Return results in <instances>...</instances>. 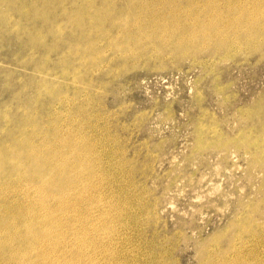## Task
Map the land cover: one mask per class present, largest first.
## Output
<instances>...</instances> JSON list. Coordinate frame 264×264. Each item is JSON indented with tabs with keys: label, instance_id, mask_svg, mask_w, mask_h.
<instances>
[{
	"label": "rangeland",
	"instance_id": "374dc122",
	"mask_svg": "<svg viewBox=\"0 0 264 264\" xmlns=\"http://www.w3.org/2000/svg\"><path fill=\"white\" fill-rule=\"evenodd\" d=\"M107 1L0 0V228L8 211L41 202L14 160L29 151L36 169L53 149L85 177L54 172L73 189L65 215L78 218L76 235L50 241L55 264H264V0H136L150 22L128 37L99 21ZM239 7L247 26L236 35L225 25ZM215 17L219 51L199 31H215Z\"/></svg>",
	"mask_w": 264,
	"mask_h": 264
},
{
	"label": "bare ground",
	"instance_id": "6f19581e",
	"mask_svg": "<svg viewBox=\"0 0 264 264\" xmlns=\"http://www.w3.org/2000/svg\"><path fill=\"white\" fill-rule=\"evenodd\" d=\"M125 2L123 3V5H122V7H119L117 4H116V2H113V1H111V0H109V1H107L104 5H99V7H98V9H97V13H98V15H99V21L100 22H103V21H105V23H107V25H109V27L108 28H115L116 29V31L117 30H119V32H120V37H128L127 35H129L130 33H132L131 31H134V30H136L137 31V33L138 32H140V31H142V30H146V28L148 27V25H149V22H150V16H149V13L148 12H146V11H143L142 10V12H141V14L139 13V10L137 9V8H140L141 9V6H142V4L143 3H140L139 1H136V0H124ZM176 1V0H175ZM175 1H172V0H169V2H175ZM189 0H184L183 2H180L179 1V3L177 2V4L179 5V7L181 6V5H183V7H184V4L185 3H189L188 2ZM208 1V0H207ZM231 1V0H230ZM229 1V2H230ZM234 1V0H233ZM260 1V0H259ZM36 2H37V0H36ZM46 2V1H45ZM44 2V3H45ZM102 2V1H101ZM169 2H166V1H164L163 3L168 7V4H169ZM30 3H32V5H33V2H30ZM38 3V2H37ZM48 4H50V3H48ZM237 4V3H236ZM24 5V4H23ZM22 5V6H23ZM31 5V4H30ZM36 5V4H35ZM170 5V4H169ZM25 6H27V5H25ZM44 6V5H43ZM237 6H238V4H237ZM236 6V7H237ZM240 6V5H239ZM244 6V5H243ZM54 7V6H53ZM52 7V8H53ZM186 7V6H185ZM240 7H242V6H240ZM240 7L239 8H235L234 10V12H233V14H235V17H234V19L232 20L231 19V22L229 23V22H227L226 23V25L225 26H229V30H225V31H230L231 33H235L236 35L237 34H239V30H241L242 29V26H241V24L242 23H244V25H246L245 24V22H243V20H242V17L241 16H243L242 15V12L244 11V8H243V11L240 9ZM22 8V7H21ZM44 8V7H43ZM114 8H117V10H118V12H111V10H113ZM169 8V7H168ZM232 8H234V7H232ZM24 9V8H23ZM44 9H46V8H44ZM136 9L138 10V11H136ZM183 9V8H182ZM208 9V8H207ZM238 9H240L239 10V12H236V10H238ZM37 10V9H36ZM52 10V9H51ZM116 10V11H117ZM179 10H181V9H179ZM179 10H178V12H175L176 14L177 13H179ZM227 10V9H226ZM23 11V10H22ZM44 11V10H43ZM126 11H128V12H126ZM221 11V10H220ZM25 12V11H24ZM45 12V11H44ZM57 12V11H56ZM62 12V11H61ZM125 13V16H124V19H123V21H121V22H119V18L117 17V15L118 14H120V13ZM181 12V11H180ZM199 12V11H198ZM204 12V11H203ZM230 12V11H229ZM173 13V12H172ZM183 13H184V11H183ZM182 13V14H183ZM186 13H189V12H186ZM197 13V12H196ZM195 13V14H196ZM226 13V12H225ZM230 13H232V12H230ZM20 14V13H19ZM27 14V13H26ZM42 14V13H41ZM61 14V13H60ZM185 14V13H184ZM205 14H206V11H205ZM216 14V13H215ZM237 14V15H236ZM256 14V13H255ZM21 15V14H20ZM22 15H23V13H22ZM186 15V14H185ZM192 15V14H191ZM196 15H198V14H196ZM218 16H219V14H217ZM226 15V14H225ZM247 15V14H246ZM259 15V14H258ZM262 15H263V12H262ZM27 16V15H26ZM29 16V15H28ZM37 16V15H36ZM41 16V15H40ZM214 16V15H213ZM222 16V15H221ZM257 16V15H256ZM35 17V16H34ZM186 17V16H185ZM204 17V16H203ZM228 17H230L231 18V16L230 15H228ZM241 17V18H240ZM253 17H254V15H253ZM40 18V17H39ZM38 18V19H39ZM43 18H45V17H43ZM51 18V17H50ZM140 18H142V21H140L139 19ZM188 18V17H187ZM202 18V17H201ZM205 18V17H204ZM207 18V17H206ZM227 18V17H226ZM247 18H248V16H247ZM256 18H259V17H256ZM255 18V19H256ZM262 18V17H261ZM11 19V18H10ZM47 19V18H46ZM194 19V18H193ZM203 19V18H202ZM186 20V19H185ZM189 20V19H188ZM187 20V21H188ZM192 20V19H191ZM209 20V19H208ZM213 20V23H214V25H215V27H216V30L215 31H213V30H204V28H203V26L201 27V29L199 30L200 31V33H201V37L204 39V41H210V40H212L214 37L216 38V37H218V38H220V40H219V42H217V43H214L215 45L214 46H218V47H214L216 50H218V49H220V48H224L223 46H228L227 45V40H226V44H225V42H224V39H225V33H222L221 32V30H218V28L219 27H217V26H219L218 25V21H220L221 20V17H215V19H212ZM227 20V19H226ZM245 20V19H244ZM46 21V20H45ZM55 21H57V20H55ZM263 21V20H262ZM208 22H211V19L208 21ZM222 22V21H221ZM56 23V22H55ZM162 23V22H161ZM175 23V22H174ZM189 23V22H188ZM202 23V22H201ZM261 23V22H260ZM263 23V22H262ZM170 24V23H169ZM168 24V25H169ZM220 24V23H219ZM248 24H250V23H248ZM172 24H170V26H171ZM203 25V24H202ZM223 25V24H222ZM259 25V24H258ZM16 26V25H15ZM14 26V27H15ZM166 26V25H165ZM200 26V23L198 22L197 23V27H198V29L200 28L199 27ZM225 26H223V28L225 27ZM247 26V25H246ZM260 26V25H259ZM8 27V26H7ZM172 27V26H171ZM170 27V28H171ZM174 27H175V24H174ZM173 27V28H174ZM258 27V26H257ZM169 28V29H170ZM181 28V27H180ZM247 28V27H246ZM260 28V27H259ZM254 29H257V28H254ZM11 30V29H10ZM13 30V29H12ZM15 30V29H14ZM109 30V29H108ZM108 30H106V31H108ZM159 31L161 30V33H162V29H158ZM181 30V29H180ZM38 31V30H37ZM105 31V32H106ZM147 31V30H146ZM170 31H171V29H170ZM255 31V30H254ZM254 31H252L253 33H254ZM110 32V31H109ZM118 32V31H117ZM172 32V31H171ZM170 32V33H171ZM174 32V31H173ZM193 32V31H192ZM212 32L214 33V35H216V36H214L212 39L210 38V37H207V36H205L206 34H212ZM250 32V31H249ZM256 32V34H257V30L255 31ZM260 32V31H259ZM262 32H264V31H262ZM30 33V32H29ZM111 33V32H110ZM144 33V32H143ZM158 33H160V32H158ZM227 33V32H226ZM245 33H246V31H245ZM37 34V33H36ZM38 34H40V33H38ZM37 34V35H38ZM136 34V33H135ZM139 34H141V33H139ZM174 34H175V32H174ZM190 34V33H189ZM192 34V33H191ZM244 34V33H243ZM255 34V33H254ZM262 34V33H261ZM111 35V34H110ZM138 35V34H137ZM161 35V34H160ZM165 35V34H164ZM227 35V34H226ZM236 35H233V36H235L236 37ZM35 36V35H34ZM34 36H32V37H34ZM39 36V35H38ZM37 36V37H38ZM156 36V35H155ZM187 36H188V34H187ZM210 36V35H209ZM232 36V35H231ZM232 36V37H233ZM246 36V35H245ZM249 36V35H248ZM247 36V37H248ZM252 36H254L253 34H252ZM261 36V35H260ZM36 37V36H35ZM42 37H43V35H42ZM108 37H109V35H108ZM112 37V36H111ZM116 37V36H115ZM171 37V36H170ZM238 37H243V36H238ZM253 38V37H252ZM263 38V37H262ZM37 39V38H36ZM155 39V38H154ZM232 39V38H231ZM230 39V40H231ZM237 39V38H236ZM160 40V39H159ZM249 40V39H248ZM261 40V39H260ZM213 41V40H212ZM121 42V41H120ZM229 42V41H228ZM243 42V41H242ZM257 42H258V40H257ZM260 42V41H259ZM263 41H261V43H262ZM118 43V42H117ZM231 43V42H230ZM243 43H245V42H243ZM264 43V42H263ZM120 44H122V45H120V46H122V47H128V45H132V43H130V42H127V43H120ZM139 44V43H138ZM257 44V43H256ZM255 44V45H256ZM201 45V44H200ZM232 45V44H231ZM245 45V44H244ZM264 45V44H263ZM257 46V45H256ZM132 47V46H131ZM233 47V46H232ZM186 48H188V47H186ZM227 48V47H226ZM239 48V47H238ZM252 49H253V47H251ZM262 48V47H261ZM124 49V48H123ZM189 50H190V48H188ZM209 49V48H208ZM242 49V48H241ZM248 49V48H247ZM122 50V49H121ZM184 50V49H183ZM236 50V49H235ZM256 50H257V48H256ZM188 51V50H187ZM219 51V50H218ZM240 52V51H239ZM249 52V51H248ZM255 52V51H254ZM122 53V52H121ZM181 53H183V51H181ZM187 53V52H186ZM240 53H242V52H240ZM239 53V54H240ZM250 53H252V52H250ZM218 54H219V52H218ZM181 55V54H180ZM183 55V54H182ZM186 55V54H185ZM194 55V54H193ZM236 56V55H235ZM186 57V56H185ZM130 59V58H129ZM130 60H132V59H130ZM195 60V59H194ZM211 61H212V59H210ZM126 61V60H125ZM197 61V60H196ZM221 61H223V60H221ZM127 62H128V60H127ZM214 62H215V60H214ZM125 65V64H124ZM127 65V64H126ZM125 65V66H126ZM195 65V64H194ZM123 66V65H122ZM122 69V68H121ZM67 70V69H66ZM61 74V73H60ZM54 75V74H53ZM61 75H63V74H61ZM72 75V74H71ZM57 76V75H56ZM65 76H66V74H65ZM68 76H70V75H68ZM74 76V75H73ZM51 77V76H50ZM55 77V76H54ZM61 77V76H60ZM67 77V76H66ZM78 77V76H77ZM76 77V78H77ZM48 78V77H47ZM56 78V77H55ZM73 78V77H72ZM53 79V78H52ZM61 79V78H60ZM65 79V78H64ZM54 81H56V80H54ZM55 84V83H54ZM89 97V96H88ZM56 123V122H55ZM54 124V123H53ZM52 124V125H53ZM67 123H65V125H66ZM50 125V124H49ZM55 125V124H54ZM70 128H71V126H70ZM65 131V130H64ZM66 131H67V129H66ZM65 131V132H66ZM55 149V148H54ZM55 150H61V149H55ZM52 151H53V149H52ZM49 151V154L51 155V156H46L47 158H43V155H41V154H39L38 153V156H41V157H37V156H35L37 159H38V163H39V167L38 168H32V167H30L31 166V162H29L28 163V161H29V158H31L32 156H33V154L32 153H30L29 151L28 152H25V153H23L22 154V156H21V159L19 160V159H17V160H14V162H13V167L14 168H16V169H27L28 170V172H27V174L28 175H30V178L32 179V180H30V182L32 183V184H30V185H33L32 187L35 189L34 191L36 192V193H38V195H40L41 196V199H39V200H41V202L39 203V204H37V205H32L31 204V206H29V209L22 215V216H20V215H18L17 217H16V213H11V211H8V213H10L9 215H8V217H9V219H7V220H3L2 221V223H1V226H3V227H1L0 228V241H2L1 242V247H0V253H1V256H2V259L4 260V261H1V262H5L4 264H55V259H52V257H51V255H50V253L52 252L51 250H53L54 249V247H55V245H51V247L49 248V243H50V241L52 242V239H53V237H58L60 240H61V237H63V235H65L66 236V233H68V230H70L69 229V227H71V231H69L70 233L69 234H75L76 235V230H74L73 228V226H72V223L74 222V221H78V218H76L75 216H70V215H65V202H67V201H69V199H70V197H72L71 195H72V193H73V189L71 188L70 190L66 187V186H64L63 184H59V183H57V181L54 179V172L56 171V170H58L59 168H61V170H65L66 172H67V176L69 177V178H76V179H79V178H81V177H84V175L82 176V173H79L78 174V178H77V175L75 176V170H74V168L70 165V163H67V164H64V166L63 165H61L62 164V162H64L66 159H67V157H64L63 156V160L62 161H59V159H57V158H55L54 156L55 155H58L59 156V154H55V153H57V152H59V151ZM62 156V155H61ZM9 159V158H8ZM10 160V159H9ZM5 165H6V163H5ZM8 166H10V167H12V163H8L7 164ZM114 166V165H113ZM106 171V170H105ZM104 171V172H105ZM22 172H21V170H17L16 171V174H18V175H20L23 179H24V181H28V180H26L25 179V176L24 175H22L21 174ZM81 174V175H80ZM106 175V174H105ZM12 177H14V176H12ZM85 178V177H84ZM16 179H17V177H16ZM8 180V179H7ZM14 180V179H13ZM13 180H11V181H13ZM15 181V180H14ZM45 181V183H47V185L45 186V184L43 183ZM2 182V181H1ZM3 183V182H2ZM4 183H6V182H4ZM11 183V182H10ZM9 183V184H10ZM21 183V182H20ZM8 184V185H9ZM13 184H14V182H13ZM18 184V183H17ZM1 185V184H0ZM26 185V184H25ZM13 186H15V185H13ZM24 186V185H23ZM8 187V186H7ZM6 187V188H7ZM16 187V186H15ZM30 187V186H29ZM2 188H3V186H2ZM9 188V187H8ZM17 188V187H16ZM22 188V186L20 187V189ZM24 189H25V187H23ZM134 188V187H133ZM10 189H11V187H10ZM76 190V189H75ZM144 190V189H143ZM6 191V190H5ZM4 191V192H5ZM21 191V190H20ZM26 191V190H25ZM8 192V191H7ZM6 192V193H7ZM10 192H12V191H10ZM9 192V193H10ZM16 192V191H15ZM17 193V192H16ZM24 193H26V192H24ZM28 193V192H27ZM74 193H76L75 191H74ZM19 194V193H18ZM1 195V194H0ZM26 195V194H25ZM76 195V194H75ZM39 196V197H40ZM25 197V196H24ZM52 197H56V199L54 200V203L53 204H51V206L49 205V207H47V204L45 203L46 201H47V199L49 198H52ZM22 198V197H21ZM26 198V197H25ZM37 199V198H36ZM78 200V199H77ZM102 200V199H101ZM45 201V202H44ZM53 201V200H52ZM73 201V200H72ZM49 202V201H48ZM70 203V202H69ZM74 203H75V201H74ZM50 204V203H49ZM67 205V204H66ZM69 205V204H68ZM75 205V204H74ZM74 205L73 204H71V206H73V208H74ZM77 205V204H76ZM102 205V204H101ZM104 206V205H103ZM144 206V205H143ZM11 207V206H10ZM77 207V206H76ZM126 208H127V206H125ZM32 208H34V210H33V213L34 214H37L38 216H37V218H35V217H33L32 215H31V209ZM102 208V207H101ZM134 208V207H133ZM7 209H9V208H7ZM40 209H42V213L43 214H40L41 212H39L40 211ZM39 210V211H38ZM70 210V209H69ZM95 210V209H94ZM136 210H138V208L136 209ZM135 210V211H136ZM144 210V209H143ZM4 211V210H3ZM101 211H102V209H101ZM104 211V210H103ZM146 211V210H145ZM70 212V211H69ZM68 212V213H69ZM72 212V211H71ZM75 212V211H74ZM96 212V211H95ZM99 212H100V210H99ZM107 212V211H106ZM133 212V211H132ZM94 213V212H93ZM98 213V212H97ZM134 213V212H133ZM151 213H152V211H151ZM156 213V212H155ZM71 214V213H70ZM88 214V213H87ZM96 214V213H95ZM2 215V214H1ZM5 215V214H4ZM64 215V216H63ZM101 215H102V213H101ZM105 215V214H104ZM143 215V214H142ZM141 215V216H142ZM145 215V214H144ZM154 215V214H153ZM94 216V215H93ZM96 216V215H95ZM106 216V215H105ZM110 216V215H109ZM152 216V215H151ZM15 217H16V220H15ZM103 217V216H102ZM92 218V217H91ZM106 218V217H105ZM115 218H117V217H115ZM148 218V217H147ZM152 218V217H151ZM109 219V218H108ZM139 219V218H138ZM140 219H144V217L143 218H140ZM155 219V218H154ZM73 220V221H72ZM82 220H83V218H82ZM111 220V219H110ZM146 220V219H145ZM109 221V220H108ZM112 221V220H111ZM136 221H137V219H136ZM149 221V220H148ZM156 221V220H155ZM154 221V222H155ZM159 222V221H158ZM78 223V222H77ZM142 223V222H141ZM140 223V224H141ZM147 223V222H146ZM157 223V222H156ZM12 224H18V227L16 228V230L17 229H21V227L22 226H24V229L22 230V232H21V235H19V236H16V234H14V231L13 232H10V228H11V226H12ZM81 224V223H80ZM83 224H85V223H83ZM122 224V223H121ZM143 224H145V223H143ZM81 226H83V225H81ZM129 226V225H128ZM131 227V226H130ZM144 227V226H143ZM154 227H156V225L154 226ZM62 228H64L63 230H62V232H61V229ZM122 228V227H121ZM128 228V227H127ZM148 228V227H147ZM157 228V227H156ZM80 230H81V228H79ZM142 229V228H141ZM239 229V228H238ZM83 230V229H82ZM90 230V229H89ZM117 230V229H116ZM115 230V231H116ZM119 230H121V229H119ZM79 231V230H78ZM77 231V232H78ZM114 231V232H115ZM237 231V230H236ZM131 232V231H130ZM143 232H144V230H143ZM235 232V231H234ZM233 232V233H234ZM81 233V232H80ZM90 233V232H89ZM117 233V232H116ZM119 233V232H118ZM117 233V234H118ZM147 233V232H146ZM156 233L157 232H155V235H156ZM232 233V234H233ZM237 233V232H236ZM82 234H83V232H82ZM88 234V233H87ZM110 234V233H109ZM120 234V233H119ZM118 234V235H119ZM122 234V233H121ZM128 234V233H127ZM145 234V233H144ZM158 234V233H157ZM228 234H230V233H228ZM231 234V235H232ZM78 235V234H77ZM83 235H85V234H83ZM141 235V234H140ZM13 236H15V237H13ZM109 236V235H108ZM126 236V235H125ZM71 237V236H70ZM76 237V236H75ZM82 237V236H81ZM106 237H107V235H106ZM110 237V236H109ZM112 237V236H111ZM117 237V236H116ZM146 237V236H145ZM152 237V236H151ZM221 237V236H220ZM64 238V237H63ZM78 238V237H77ZM80 238V237H79ZM78 238V239H79ZM105 238V237H104ZM115 238V237H114ZM121 238V237H120ZM127 238V237H126ZM186 238V237H185ZM237 238V237H236ZM56 239V238H55ZM55 239L53 240V241H55ZM153 239V238H152ZM232 239V238H231ZM64 240V239H63ZM106 240V239H105ZM112 240H115V239H112ZM117 240V239H116ZM163 240H164V238H163ZM171 240V239H170ZM229 240V239H228ZM258 240V239H257ZM67 241H68V239H67ZM66 241V242H67ZM141 241V240H140ZM152 241V240H151ZM166 241H168V240H166ZM231 241V240H230ZM256 241V240H255ZM61 242H62V240H61ZM73 242V241H72ZM71 242V243H72ZM77 242H79V241H77ZM84 241H81V246H83L82 245V243H83ZM107 242V241H106ZM119 242V241H118ZM148 242V241H147ZM150 242V241H149ZM148 242V243H149ZM154 242H155V240H154ZM159 242V241H158ZM165 242V241H164ZM259 242H261V241H259ZM14 243H17V245L16 246H18V247H20V246H22V249H18L17 247H16V249H15V246H14V249H10V247H11V245H13ZM53 243V242H52ZM110 243V242H109ZM123 243V242H122ZM141 243V242H140ZM209 243V242H208ZM207 243V244H208ZM212 243V242H211ZM210 243V244H211ZM257 243V242H256ZM261 243H263V242H261ZM60 244V243H59ZM62 244H64V243H62ZM78 244V243H77ZM80 244V243H79ZM78 244V245H79ZM84 244V243H83ZM86 244V243H85ZM84 244V245H85ZM112 244H114L113 242H112ZM121 244V243H120ZM145 244V243H144ZM153 244V243H152ZM152 244H151V246H152ZM158 244V243H157ZM162 244V243H161ZM230 244H231V242H230ZM15 245V244H14ZM66 245V244H65ZM64 245V246H65ZM77 245V246H78ZM136 245V244H135ZM163 245H165V244H163ZM176 245V244H175ZM180 245V244H179ZM58 246H60V245H58ZM68 246V245H67ZM75 246V245H74ZM76 246V248H78ZM204 246V245H203ZM242 246V245H241ZM143 247V246H142ZM156 247V246H155ZM174 247V246H173ZM209 247V246H208ZM233 247V246H232ZM12 248V247H11ZM63 248V247H62ZM133 248H134V246H133ZM151 248V247H150ZM171 248V247H170ZM202 248V247H201ZM211 248V247H210ZM213 248V247H212ZM238 248V247H237ZM240 248V247H239ZM242 248V247H241ZM243 248H244V246H243ZM138 249V248H137ZM160 249V248H159ZM227 249H228V247H227ZM247 249V248H246ZM49 250L51 251V252H49ZM64 250V249H63ZM66 250V249H65ZM67 250H69V249H67ZM80 250H81V248H80ZM146 250V249H145ZM157 250V249H156ZM175 250V249H174ZM210 250V249H209ZM230 250V249H229ZM236 250V249H235ZM243 250V249H242ZM78 251V250H77ZM83 251H84V249H83ZM82 251V252H83ZM135 251V250H134ZM138 251H139V249H138ZM143 251V250H142ZM160 251V250H159ZM63 252V251H62ZM80 252V251H79ZM98 252V251H97ZM150 252V251H149ZM239 252V251H238ZM54 253V252H53ZM52 253V254H53ZM56 253V252H55ZM54 253V254H55ZM65 253V252H64ZM78 253V252H77ZM139 253V252H138ZM141 253V252H140ZM148 253V252H147ZM201 253H203V252H201ZM205 253H206V251H205ZM53 254V255H54ZM61 254V253H60ZM67 254V253H66ZM81 254V253H80ZM80 254H79V256H80ZM100 254V253H99ZM134 254V253H133ZM137 254V253H136ZM135 254V255H136ZM164 254V253H163ZM56 255V254H55ZM70 255H72V254H70ZM83 255V254H82ZM149 255V254H148ZM213 255V254H212ZM211 255V256H212ZM237 255V254H236ZM57 256V255H56ZM62 256H63V254H62ZM67 256V255H66ZM69 256V255H68ZM84 256V255H83ZM153 256V255H152ZM151 256V257H152ZM163 256V255H162ZM226 255H224V257H225ZM85 257V256H84ZM149 257V256H148ZM158 257V256H157ZM161 257V256H160ZM206 257V256H205ZM223 257V258H224ZM56 258V257H55ZM63 258V257H62ZM79 258V257H78ZM76 259V258H75ZM74 259V260H75ZM80 259V258H79ZM58 260V259H57ZM64 260V259H63ZM68 260V259H67ZM73 260V261H74ZM159 260V259H158ZM62 261V260H61ZM81 261V260H80ZM153 261V260H152ZM240 261V260H239ZM63 262L64 261H62L61 263L59 262V261H57V263L56 264H63ZM66 262V261H65ZM65 262H64V264H65ZM69 262V261H68ZM67 262V263H68ZM155 262H156V260H155ZM158 262V261H157ZM77 264H78V262H76ZM160 263H162V262H160ZM165 263V262H164ZM70 264V263H69ZM72 264V263H71ZM149 264H151V261H150V263ZM157 264V263H156ZM168 264V263H167Z\"/></svg>",
	"mask_w": 264,
	"mask_h": 264
}]
</instances>
